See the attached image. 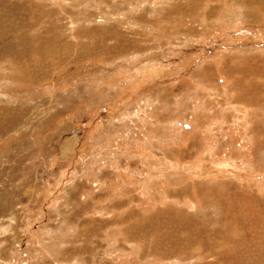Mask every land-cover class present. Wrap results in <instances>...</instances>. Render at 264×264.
Returning a JSON list of instances; mask_svg holds the SVG:
<instances>
[{"label": "rangeland", "instance_id": "rangeland-1", "mask_svg": "<svg viewBox=\"0 0 264 264\" xmlns=\"http://www.w3.org/2000/svg\"><path fill=\"white\" fill-rule=\"evenodd\" d=\"M0 264H264V0H0Z\"/></svg>", "mask_w": 264, "mask_h": 264}]
</instances>
